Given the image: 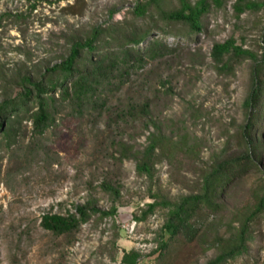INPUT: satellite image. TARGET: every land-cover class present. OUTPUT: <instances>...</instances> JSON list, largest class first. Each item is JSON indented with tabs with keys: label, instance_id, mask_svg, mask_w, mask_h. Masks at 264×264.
<instances>
[{
	"label": "rangeland",
	"instance_id": "1",
	"mask_svg": "<svg viewBox=\"0 0 264 264\" xmlns=\"http://www.w3.org/2000/svg\"><path fill=\"white\" fill-rule=\"evenodd\" d=\"M138 2L0 0V71L2 66L12 75L22 67L38 72L54 65L95 28L111 19L128 18ZM235 2L228 0L222 9L213 5L207 17L209 36L178 40L180 52L149 63L122 89L99 92L96 109L87 106L78 113L71 104L58 105L54 124L44 133L34 132L26 115L9 142L0 136V264H121L124 252L130 250L141 253V264H206L214 258L216 251H207L199 238L180 236L174 254L157 261L160 231L169 210L159 208L147 219L141 217L154 201L152 195L174 201L197 193L202 173L216 157H239L244 152L237 136L249 112L245 103L252 89L254 60L236 57L232 73H220L211 54L215 44L230 40L242 50L261 53L264 10L238 18ZM165 3L175 5L177 0ZM170 42L174 48L179 44ZM145 99L152 101L150 118L167 136L197 147L177 154L183 166L176 160L171 165L161 156L152 177L139 176L133 159L122 161L119 146L124 142L140 151L156 132L141 113L127 112L132 102ZM261 135L264 139V130ZM259 153L264 169V145ZM261 178L254 170L231 187L220 214L199 218V235L211 238L219 229L225 231L232 214L253 202L252 192ZM104 182L121 191L115 218L94 216L71 235L59 236L42 227L44 215L67 216L91 200L109 211L114 198L102 189ZM256 230L260 235L251 246L250 264H264V221ZM245 262L238 258L232 264Z\"/></svg>",
	"mask_w": 264,
	"mask_h": 264
},
{
	"label": "trees",
	"instance_id": "2",
	"mask_svg": "<svg viewBox=\"0 0 264 264\" xmlns=\"http://www.w3.org/2000/svg\"><path fill=\"white\" fill-rule=\"evenodd\" d=\"M227 2L177 0L175 5L167 6L165 0H139L128 18L120 22L111 19L109 23L95 28L89 37L75 41L68 53L54 65L49 64L38 72L22 67L12 75L5 73L1 66L2 142H9L16 135V125L23 116L29 115L27 118L32 122L34 132L42 134L54 124V111L58 105L71 104L78 113H83L87 106L96 109L98 105L95 100L99 92L105 88L122 89L135 73L149 63L180 52L182 47L178 40L199 41L203 35L209 36L207 17L213 5L222 9ZM233 10L238 18L246 12H258L264 10V0H236ZM10 16L23 19L21 15ZM170 40L179 43L178 46H170ZM234 43L230 40L215 44L211 55L220 73H232V60L236 57L254 60L252 89L245 103L249 112L237 136L244 152L239 157H225L222 160L216 157L209 169L202 173L201 188L197 193L181 195L174 201L162 194L152 195L154 201L142 210V219H147L159 208L169 210L160 231L157 261L169 259L174 254L177 238L185 236L190 241L199 238L207 245V251H216L214 258L206 264H232L238 258H245L244 264L253 262L249 252L260 235L256 229L264 221V169L259 153L264 145L261 135L264 130V36L261 53L242 50ZM230 54L234 57L229 58ZM152 111L150 99L132 102L127 112L141 113L156 132L149 135L147 145L140 151L124 142L119 144L121 160L133 159L139 176L152 177L161 156L167 157L172 165L174 160H179L177 154L197 149L196 146H188L186 139L176 141L167 136L160 124L150 118ZM178 164L183 166L181 161ZM254 170L262 178L252 192L253 202L232 214L225 231L219 229L211 238L200 236L199 218L204 214H220L224 210L221 202L231 187L234 188ZM101 187L114 198L109 211L100 209L91 200L77 206L76 212L67 216L44 215L42 227L59 236L71 235L94 216L101 220L115 218L118 214L116 201L121 198L120 188L109 182H104ZM166 235H170V238L166 239ZM141 259L142 255L137 250L125 251L121 264H141Z\"/></svg>",
	"mask_w": 264,
	"mask_h": 264
}]
</instances>
